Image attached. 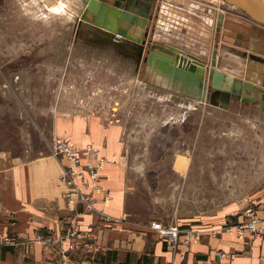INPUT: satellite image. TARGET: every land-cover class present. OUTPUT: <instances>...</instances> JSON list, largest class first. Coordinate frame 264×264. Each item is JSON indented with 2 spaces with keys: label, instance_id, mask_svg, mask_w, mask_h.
Masks as SVG:
<instances>
[{
  "label": "rangeland",
  "instance_id": "obj_1",
  "mask_svg": "<svg viewBox=\"0 0 264 264\" xmlns=\"http://www.w3.org/2000/svg\"><path fill=\"white\" fill-rule=\"evenodd\" d=\"M68 1L71 7L67 0H0V153L34 157L52 146L57 116L83 114L102 126H122L133 163L165 167L154 180L170 183L162 191L168 209L177 207L181 217L212 215L245 197L261 198L264 112L230 104L219 93L213 97L222 96L220 107L185 105L181 92H192L189 82L177 85L178 92L156 86L143 71L136 43L126 37L117 42L112 33L81 21L82 1ZM153 1L145 29L153 44L170 41L201 56L219 46L218 69L264 88V59L232 52L255 48L251 38L264 29L223 2L201 5L210 20L205 52L195 49L197 39L187 34L191 17L199 18L191 4L202 0ZM221 11L228 21L223 34L211 24ZM231 24L237 25L233 32Z\"/></svg>",
  "mask_w": 264,
  "mask_h": 264
},
{
  "label": "crops",
  "instance_id": "obj_2",
  "mask_svg": "<svg viewBox=\"0 0 264 264\" xmlns=\"http://www.w3.org/2000/svg\"><path fill=\"white\" fill-rule=\"evenodd\" d=\"M202 2L204 4H191V10L199 18L191 17V28L187 34L198 40L194 41L197 44L193 43L195 49L208 52L205 23L210 20L201 5H211L204 0ZM72 3L73 1L67 0L68 7H71ZM218 14L220 13L211 16V24H214V32L220 34L228 27V21L224 15L223 27L218 28ZM231 25L230 31L233 32L237 25ZM200 29L203 32H200ZM155 34L154 31L153 35ZM254 35L251 39L257 40L255 48H234L232 52L242 58L247 56L246 52L252 53L259 58L252 60L261 62L264 59V32L258 30ZM240 36L247 40L244 35ZM157 43L180 49L202 62L210 61L214 52L215 60L219 61L217 54L219 51L221 53L219 46L211 48L209 56H201L170 41L158 40ZM257 45H260V48H257ZM244 52L245 56L242 55ZM250 55L248 54L249 58ZM220 69L225 72L223 68ZM236 77L237 80H245L240 76ZM245 82L256 85L251 80ZM181 98L189 107L205 109L208 105L220 107L219 99L222 96L212 97L211 104ZM226 101L230 104H244L234 97ZM247 105L258 109L256 105ZM53 136L68 140L79 148L92 145L98 148L100 155L106 159L99 175L101 190L92 191L90 195L97 201L98 209L113 218V221H101L98 213H84L81 203L67 202L63 197L66 187L59 180L60 161L51 155V147L28 158H18L9 152L0 153V237L7 234L14 241L11 245L0 246V264L228 263V260L218 257L219 251L235 254L231 264H264V239L250 235L238 237L227 232L218 235L210 233L212 229L223 226L232 214L241 211L246 205L247 197L240 205L221 209L212 215L181 217L176 214L177 207L168 209V194L162 191L171 188L170 183L161 181L158 184L154 180L155 173H162L165 167L130 161L122 126H102L98 118L83 114L70 117L61 115L55 118ZM163 183L164 188L161 187ZM105 195H109L108 201H104ZM251 199L256 210L259 213L264 212V194L261 198ZM171 219H175L183 230L174 250L150 229L152 222L168 223ZM234 221H241V218ZM70 227L82 235L79 246L73 251L68 250L69 241L61 239L65 230ZM187 231L200 233V240L189 239L188 243H185ZM45 236L55 242L44 245L36 240V237Z\"/></svg>",
  "mask_w": 264,
  "mask_h": 264
},
{
  "label": "water",
  "instance_id": "obj_3",
  "mask_svg": "<svg viewBox=\"0 0 264 264\" xmlns=\"http://www.w3.org/2000/svg\"><path fill=\"white\" fill-rule=\"evenodd\" d=\"M81 1L82 11L79 17L81 21L112 33L117 42L122 40L121 37H126L125 39L139 46V56L143 54L144 73L152 76V82L156 86L176 91L177 85L189 82L193 88L192 92L181 94L199 103L219 92L226 98L230 95L235 97L241 104L256 105L264 112V88L233 79L215 69V52L209 67L205 69L194 64L187 65L185 53L180 49L152 43V38L145 29L150 10L153 9V0ZM221 1L240 13L252 25L264 29V0ZM223 18L224 15L218 14V20ZM217 26H220L219 21ZM242 55L245 56L246 53ZM250 58L259 60L254 55H250ZM207 88L209 92L206 98ZM208 102L211 103L210 98Z\"/></svg>",
  "mask_w": 264,
  "mask_h": 264
},
{
  "label": "built area",
  "instance_id": "obj_4",
  "mask_svg": "<svg viewBox=\"0 0 264 264\" xmlns=\"http://www.w3.org/2000/svg\"><path fill=\"white\" fill-rule=\"evenodd\" d=\"M51 155L60 161L61 173L59 180L66 187L63 197L69 204L81 203L84 213H98L100 220L104 222H112L113 218L104 214L98 209L97 201L91 197L90 192L100 191L99 175L106 159L100 155L98 148L92 145H86L82 148L75 147L68 140L56 138L50 148ZM110 199L109 195L104 196V201ZM245 207L234 214L220 228L212 229V235H218L221 232L234 233L238 237L250 235L253 238L264 239V212L259 213L256 210L251 197L245 198ZM241 218V221L234 219ZM150 229L155 231L159 238L165 240L167 246L174 250L178 244L179 234L183 231L181 226L171 219L168 223L158 221L150 224ZM82 238L81 233L73 228H67L61 237L62 240H68V250L73 251L79 246V239ZM200 233L187 231L188 243L189 239L199 241ZM36 240L44 245L52 244L53 241L49 236L44 238L36 237ZM13 239L5 234L0 237V246L13 244ZM220 259L228 260L231 264L235 258L234 253L217 252ZM46 264V263H36Z\"/></svg>",
  "mask_w": 264,
  "mask_h": 264
},
{
  "label": "bare ground",
  "instance_id": "obj_5",
  "mask_svg": "<svg viewBox=\"0 0 264 264\" xmlns=\"http://www.w3.org/2000/svg\"><path fill=\"white\" fill-rule=\"evenodd\" d=\"M204 1H206V0H204ZM219 2H222L221 0H209V2H206V3H208V4H215V5H217V3H219ZM220 14H222V11H221V13ZM223 15V14H222ZM219 22H220V26H218V28L219 27H221V26H223V22H222V19L221 20H218ZM147 40V39H146ZM147 42V41H146ZM185 53V52H184ZM218 54H219V52H218ZM218 54H217V57H218ZM248 54H251V53H249L248 52ZM252 55V54H251ZM185 57H186V64L187 65H190V64H194L195 66H197V67H202V68H207V65H205L202 61H200V60H198L197 58H194L193 56H191L190 54H186L185 53ZM216 58V57H215ZM225 61H227L228 62V60H225ZM218 62H217V59H216V66H215V69H218ZM219 70L220 71H222L220 68H219ZM223 72V71H222ZM226 76H229V77H231V78H233L232 77V75L230 74V73H225V72H223ZM233 79H235V78H233ZM217 93H219V92H217ZM220 94V93H219ZM231 97H233V96H228V99H230Z\"/></svg>",
  "mask_w": 264,
  "mask_h": 264
}]
</instances>
